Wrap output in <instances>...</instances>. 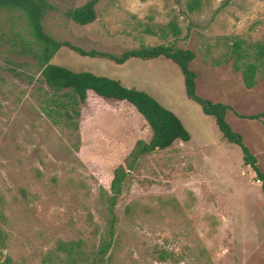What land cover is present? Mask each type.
I'll return each instance as SVG.
<instances>
[{
  "label": "rangeland",
  "instance_id": "374dc122",
  "mask_svg": "<svg viewBox=\"0 0 264 264\" xmlns=\"http://www.w3.org/2000/svg\"><path fill=\"white\" fill-rule=\"evenodd\" d=\"M61 10L88 0H51ZM101 0L97 19L80 27L58 13L47 31L84 50L119 53L140 45L172 44L195 54L196 94L230 107L225 121L264 172V56L256 83L243 85L228 61L241 41L250 60L264 47V0ZM174 20L177 39L147 34ZM10 23L0 14V264H65L91 259L104 232L106 196L114 170L151 132L126 102L91 92L76 133L41 113L36 80L29 82L9 52ZM51 64L91 72L142 90L172 111L190 135L141 160L116 205L115 244L103 264H264V196L261 182L243 165L240 149L226 142L214 120L185 95L178 67L164 58L129 59L123 65L60 49ZM19 73L21 75H19Z\"/></svg>",
  "mask_w": 264,
  "mask_h": 264
},
{
  "label": "trees",
  "instance_id": "16d2710c",
  "mask_svg": "<svg viewBox=\"0 0 264 264\" xmlns=\"http://www.w3.org/2000/svg\"><path fill=\"white\" fill-rule=\"evenodd\" d=\"M100 1L88 0L81 6L61 10L51 0H0V14L5 16L6 21L8 15L11 26L8 37L9 52L17 59L18 62L14 64L22 69V75L29 82L36 80L39 83V109L52 125L76 133L79 140L81 107L86 104L88 94L91 92L104 101L126 102L131 105L151 132L148 141L135 142L123 164L113 172L110 193L106 196L104 232L97 251L91 259L80 257L77 260L72 255H79V252H76L78 245L74 242H60L58 249L66 253L65 264H103L115 244L118 224L116 205L130 174L138 169L145 157L170 148L175 141L188 142L191 137L180 119L146 92L126 87L116 79L91 72H74L66 67L51 64L53 57L62 48H68L81 57L107 60L116 65H123L129 59L150 61L158 58L167 59L175 64L183 76L186 97L198 104L204 115L212 117L227 143L240 149L243 165L249 167L257 181L261 182V192L264 196V172L258 168L256 157L243 144L241 135L234 132L225 121V115L230 107L203 99L196 94L197 74L190 67L195 54L191 50L178 48L172 44H159L140 45L136 48L123 49L119 53L87 51L68 41H62L47 31L45 25L47 18L58 13L80 27L92 24L97 19L96 6ZM201 7V0H188L185 4V9L190 14L198 12ZM146 33L159 35L163 40L168 37L177 39L181 35V30L172 20L157 30L148 29ZM228 47L227 62H232L233 70L240 73L245 88L251 89L256 83L257 62L264 56V47L258 45L254 60H250L243 50L241 41H233ZM238 117L258 120L264 117V111L254 116ZM6 264L11 263L7 260Z\"/></svg>",
  "mask_w": 264,
  "mask_h": 264
},
{
  "label": "built area",
  "instance_id": "2783aa9c",
  "mask_svg": "<svg viewBox=\"0 0 264 264\" xmlns=\"http://www.w3.org/2000/svg\"><path fill=\"white\" fill-rule=\"evenodd\" d=\"M259 182V181H258Z\"/></svg>",
  "mask_w": 264,
  "mask_h": 264
}]
</instances>
